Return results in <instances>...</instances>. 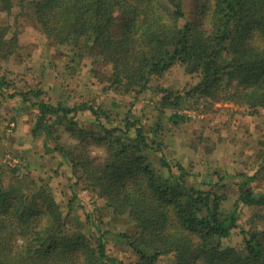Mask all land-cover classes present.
I'll list each match as a JSON object with an SVG mask.
<instances>
[{
	"label": "trees",
	"instance_id": "obj_1",
	"mask_svg": "<svg viewBox=\"0 0 264 264\" xmlns=\"http://www.w3.org/2000/svg\"><path fill=\"white\" fill-rule=\"evenodd\" d=\"M195 2L187 20L180 1L0 0V12L10 17L19 9L16 17L32 20L56 50L66 49L75 68L84 59L101 64L104 71L90 72L115 92L136 99L175 66L197 79L183 90L161 88L157 120L146 126L137 116L115 119L85 101L46 100L42 89H18L0 76V96L10 89L4 100L19 97L35 111L31 135L43 137L45 151L65 164L71 192L63 214L49 181L0 163V264H122L107 254L110 232L97 230L91 239L69 228L72 208L89 207L79 190L103 199L110 216L130 223L115 244L127 245L133 264H160L165 256L168 264H264L260 167L250 175L199 177L172 158L160 135L164 121L184 120L179 107L201 100L228 101L253 113L264 108V0ZM19 36L14 23L0 24V62L16 53ZM167 109L173 113L166 115ZM85 113L93 118L89 127L78 121ZM92 147L103 157L92 155ZM256 179L261 187L250 185ZM230 188L236 196L225 207ZM244 207L251 209L246 226L238 223ZM93 209L88 218L94 221ZM231 236L240 244H226Z\"/></svg>",
	"mask_w": 264,
	"mask_h": 264
},
{
	"label": "rangeland",
	"instance_id": "obj_2",
	"mask_svg": "<svg viewBox=\"0 0 264 264\" xmlns=\"http://www.w3.org/2000/svg\"><path fill=\"white\" fill-rule=\"evenodd\" d=\"M162 1L167 5L180 1L184 19L191 20L194 17L195 0ZM18 11L19 9L15 8L10 17L0 12V24L6 21L14 23L20 32V47L8 61L0 62V76L12 81L11 84L18 89H42V97L46 100H60L68 104L85 101L100 105L112 118L120 119L124 114H129L132 117L137 116L148 126L157 120L156 103L161 88L179 91L197 80L195 76L186 74L182 67L175 66L164 76L153 78L149 90L136 99L131 94L115 92L106 83H99L93 78L90 69H96L100 73L104 71L101 64L91 66L90 60L84 59L80 69L75 68L69 63L71 58L64 56L66 49L56 47V50L55 46L48 44L32 20L16 17ZM9 91L10 89L0 96V163L17 167L20 174L49 181L55 200L61 204L63 214H66L65 203L71 197L66 185V166L53 153L45 151L43 137H32L30 130L34 123L35 111L22 104L19 97L4 100ZM176 112L181 114L184 120L174 125L164 121L160 135L172 158L186 171L199 177L214 171L221 174L237 172L250 175L258 167L264 172V108L253 113L244 106L228 101L201 100L196 105H183ZM170 113L173 111L167 109L166 115ZM78 121L89 127L93 118L85 113ZM62 139L71 143L66 133L62 132ZM47 144V147H51V140H48ZM90 153L99 157L104 155L97 147L90 148ZM10 157L16 160L15 164H9ZM59 162L62 163L61 166L58 165ZM250 185L261 187V181L256 179ZM228 192L230 198L225 207L231 206L236 196L234 188H230ZM77 196L78 199L87 201L89 207L79 204L72 208L70 215L67 214L66 217L69 228L91 239L98 233L97 230L110 232L105 234L107 254L118 258L122 264H133L135 258L127 245L115 244V235L130 230V223L124 218L110 216L104 206V200L92 192L79 190ZM92 207L94 221L88 218ZM250 214L251 209L242 208L238 223L246 226ZM94 223L96 228L93 227ZM225 243L237 246L240 240L237 236H231ZM169 262V257L160 259V264Z\"/></svg>",
	"mask_w": 264,
	"mask_h": 264
},
{
	"label": "built area",
	"instance_id": "obj_3",
	"mask_svg": "<svg viewBox=\"0 0 264 264\" xmlns=\"http://www.w3.org/2000/svg\"><path fill=\"white\" fill-rule=\"evenodd\" d=\"M15 161H16V160H15L13 157H12V158L10 157V162H9V164L13 165V164H15Z\"/></svg>",
	"mask_w": 264,
	"mask_h": 264
}]
</instances>
